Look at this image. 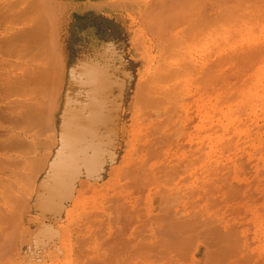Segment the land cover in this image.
<instances>
[{"label": "rangeland", "instance_id": "374dc122", "mask_svg": "<svg viewBox=\"0 0 264 264\" xmlns=\"http://www.w3.org/2000/svg\"><path fill=\"white\" fill-rule=\"evenodd\" d=\"M0 234V264H264V0H0Z\"/></svg>", "mask_w": 264, "mask_h": 264}, {"label": "bare ground", "instance_id": "6f19581e", "mask_svg": "<svg viewBox=\"0 0 264 264\" xmlns=\"http://www.w3.org/2000/svg\"><path fill=\"white\" fill-rule=\"evenodd\" d=\"M37 17H38V16H34V15H33V16H31V18H29L30 20H31V19H34L33 26H31V25H32L31 21L33 22V20L30 21V20L28 19V20H29L28 23L31 24V25L29 26V28L32 27V30H31V31H32V34H35V35H32V36H31V34H28V35H30V36L27 37L26 34H25L26 31H25V33H24L25 36H24L23 34H20L19 36L17 35L16 38L18 39V38H20L21 35H23L24 38H25V40H26L27 38H29V37H32V38H29V40H30V39H34L33 41H34V42L37 41V43H38V40H39V42H41V43H38V45L41 44V46H40V47H42L41 50L38 48V45H36L37 43H36V44H33V42H32V44L35 45V47H37V48L40 50L41 53H42V52H43V53H42V54H41V53H38V54H41V55H38V54L35 55V53H33V52H32V53H33L34 55H33V54H30V53H31V48L34 47L31 43H30V46H32V47L29 46V47H30V51H29V48H27V50H28L30 53H29V52H26V53H27V54L29 53V55H31V56H37V57H38V56H41L42 59H40L41 57H40V58L38 57V58L40 59V61H44V60H46V61H47V66L49 65L48 67H50L51 64H50L49 61H50L51 59H53L52 55H53V53H54V52H53L54 50H53L52 52L49 50V48H51V46L48 45V43L46 42V38H45L46 36L48 37V34H45L46 31H47L48 29H47L45 23H43V22H41L40 20H38ZM29 28H28V30H29V32H30V29H29ZM28 30H27V31H28ZM33 30H34V32H33ZM30 33H31V32H30ZM45 35H46V36H45ZM23 36H22V37H23ZM34 36H36V37L33 38ZM14 39H15V38H14ZM36 39H37V40H36ZM35 40H36V41H35ZM16 41H17V40H16ZM27 42H30V41H28V39H27ZM26 44H27V43H26ZM49 44L51 45V43H49ZM52 46H54V45H52ZM48 47H49V48H48ZM52 48H53V47H52ZM32 50L35 51L36 48H35V50H34V48H33ZM39 50H37V51H39ZM35 52H36V51H35ZM14 55H15V54H14ZM26 57H27V55H26ZM37 57H35L37 60L35 59V60H33V61H37V62H39ZM32 59H34V58L32 57ZM32 59H31V61H32ZM27 60L30 61L29 58H28ZM60 60L62 61V59L60 58V59L58 60V63H59L58 65L62 64V62L60 63ZM28 61H27V62H28ZM51 63H52V61H51ZM22 64H23V63H22ZM25 64H26V60H25ZM30 64H33V63L30 62ZM35 64H36L38 67H34V70L31 69L32 71H30V69L26 67L29 71H28V70L26 71V68H25V71L22 72V73H23L22 75H26V76H27V74H28L27 72H30L29 74L31 75V77H36L37 75H40V76H39V78H40L42 74H39V73H40L41 71L43 72V70L46 71V69H48V67L46 66L45 63H44L45 66H43V67H42L43 64H42L41 62L38 63V64H37V63H35ZM40 64H41V65H40ZM27 65H29V63H27ZM22 66H23V65H22ZM29 66H31V65H29ZM45 67H47V68L45 69ZM60 68H62V65H61ZM21 69H23V68H21ZM49 71H50V70L48 69V70H47V73L50 74ZM24 73H25V74H24ZM26 73H27V74H26ZM43 73H44V72H43ZM45 73H46V72H45ZM47 73H46V74H47ZM29 74H28L27 78H25V84L28 82V81H26V79L30 78ZM46 74H44V75L42 76V78L44 77V78L46 79V76H47V80H48V78L50 77V75H49V74L46 75ZM20 75H21V74H20ZM45 75H46V76H45ZM26 76H23V77H26ZM48 76H49V77H48ZM20 78H21V77H20ZM36 78H38V77H36ZM36 78H30V79H32V80L35 79V81H31V80L29 79L32 83H31V84L28 83V84H30V85H34L35 82L37 81ZM42 78H41V79H42ZM18 79H19V78H18ZM41 79H38V80L40 81V83H41ZM21 80H22V78H21ZM23 80H24V79H23ZM42 80L44 81V79H42ZM47 80H45V81H47ZM39 81H37L36 84L39 83ZM49 81H50V79H49ZM49 81H47V82H49ZM33 82H34V84H33ZM28 84H27V87H29ZM37 85H38V84H37ZM39 86H41V85H39ZM39 86H38V91H39ZM30 87H31V86H30ZM33 87H34V86H33ZM49 87H50V86H49ZM34 88L37 89V87H34ZM34 88H33V89H34ZM46 89H48V88H46ZM14 90H15V89H14ZM27 90H29V89L27 88ZM40 90H41V88H40ZM48 90H50V89H48ZM48 90H47V91H48ZM29 91H32L31 88H30ZM34 91H35V90H33V92H34ZM41 91H42V90H41ZM44 91H46V90H44ZM44 91H42V92L39 91L38 93H40V94L42 95V93H43V94L45 93ZM47 91H46V92H47ZM16 92H17V90H16L14 93H16ZM34 93H36V92H34ZM26 94H27V96H28L29 98L36 97V96H35L33 93H31V92H28V93H26ZM29 94H32L33 97H30ZM46 94H48V92H47ZM49 94H50V91H49ZM49 94H48V95H49ZM38 95H39V94H38ZM42 96H43V95H42ZM45 96H46V95H44V97H45ZM25 97H26V96H25ZM47 97H48V96H46L45 98L47 99ZM36 98H37V97H36ZM36 98H34V99H36ZM38 98H40V96H38ZM45 98H44V99H45ZM42 99H43V98H42ZM31 100H32V99H31ZM29 101H30V99L28 100V102H29ZM26 102H27V101H26ZM30 102H31V101H30ZM43 102L45 103L46 100L43 101ZM48 102H49V101H48ZM32 103H33V102H32ZM32 103H31V105H32ZM34 103H35V102H34ZM28 105L30 106V103H29ZM33 105H34V107H36L35 104H33ZM33 105H32V106H33ZM46 105H47V103L45 104V106H46ZM30 107H31V106H30ZM38 107H39V106H38ZM40 108H41V107H40ZM27 109H29V107H27ZM31 109H32V108H31ZM31 109H30V110H31ZM34 109H35L36 111H39V110H40V109L38 110V109H36V108H34ZM25 110H26V109H25ZM26 111H27V110H26ZM31 111H33V109H32ZM27 112H28V111H27ZM29 112H30V111H29ZM34 112H35V111H34ZM34 112H33V114H35ZM37 113H38V112H36V116H37ZM27 114H28V113H27ZM29 115H30V113H29ZM25 117H26V116H25ZM37 117L41 119L40 116H37ZM26 118H27V117H26ZM28 118H29V117H28ZM28 118H27V119H28ZM31 118L34 119V120H36V121H34V122H37V121L40 122V120H39L38 118H36L35 116H34V117L32 116ZM42 121H43V119H42ZM23 122H24V120H23ZM27 122H28V121H27ZM39 122H37V123H39ZM40 123H41V122H40ZM30 125H31V124H30ZM30 125H29V123L27 124V126H30ZM42 125H43V124H42ZM28 128H29V127H28ZM38 128H40V127H38ZM42 128L44 129V128H46V126L41 127V130H43ZM46 129H47V128H46ZM46 129H44L45 132H46ZM29 130H32V129H29ZM33 132L35 133V130H34V129H33ZM33 132H32V133H33ZM32 133H31V134H32ZM34 133H33V135H35ZM73 151H74V150H73ZM31 160H32V162L30 163V166L32 167V165H33L32 163H33L34 161H33V158H32ZM28 165H29V163H28ZM33 167H35V165H34ZM33 184H34V186H35V181L33 182ZM54 184H55V182H54ZM9 227H10V226H9ZM6 229H8V228H6ZM10 230H11V228H10ZM10 232H11V231H10ZM1 234H2V233H1ZM1 234H0V236H1ZM6 238H7V236H6ZM1 243H3V242H1ZM1 243H0V244H1ZM4 243H6V242H4ZM11 243H12V242H11ZM10 245H11V244H10Z\"/></svg>", "mask_w": 264, "mask_h": 264}]
</instances>
